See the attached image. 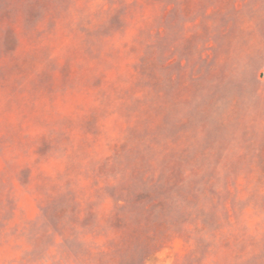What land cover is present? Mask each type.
Here are the masks:
<instances>
[{
	"label": "rangeland",
	"instance_id": "rangeland-1",
	"mask_svg": "<svg viewBox=\"0 0 264 264\" xmlns=\"http://www.w3.org/2000/svg\"><path fill=\"white\" fill-rule=\"evenodd\" d=\"M0 264H264V0H0Z\"/></svg>",
	"mask_w": 264,
	"mask_h": 264
}]
</instances>
